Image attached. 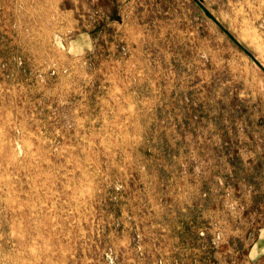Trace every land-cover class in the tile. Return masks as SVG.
<instances>
[{"label": "rangeland", "instance_id": "obj_1", "mask_svg": "<svg viewBox=\"0 0 264 264\" xmlns=\"http://www.w3.org/2000/svg\"><path fill=\"white\" fill-rule=\"evenodd\" d=\"M0 264H264V0H0Z\"/></svg>", "mask_w": 264, "mask_h": 264}]
</instances>
